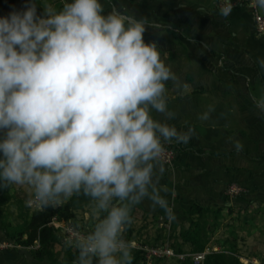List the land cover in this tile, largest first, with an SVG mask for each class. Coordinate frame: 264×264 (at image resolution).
Listing matches in <instances>:
<instances>
[{"label": "clouds", "instance_id": "1", "mask_svg": "<svg viewBox=\"0 0 264 264\" xmlns=\"http://www.w3.org/2000/svg\"><path fill=\"white\" fill-rule=\"evenodd\" d=\"M252 3L264 9V0ZM43 9L38 16L35 0L0 18V188L27 186L26 204L37 207L83 194L102 218L65 237L75 264H133L124 238L132 209L145 199L164 207L165 144L195 135L153 112L174 119L168 82L182 93L189 85L156 42H145L147 18L106 14L101 0ZM254 100L264 113V94Z\"/></svg>", "mask_w": 264, "mask_h": 264}, {"label": "crops", "instance_id": "2", "mask_svg": "<svg viewBox=\"0 0 264 264\" xmlns=\"http://www.w3.org/2000/svg\"><path fill=\"white\" fill-rule=\"evenodd\" d=\"M38 1L41 17L44 4L50 3L60 10L64 2ZM101 3L106 14L115 8L127 16L147 18L151 26L144 34L145 42H156L177 74L178 83L189 85V90L182 93L169 81L168 107L175 118L169 120L155 112L153 116L179 130L189 127L195 130L187 144L166 143L175 148L176 156L172 164L164 163L161 172L160 186L167 189L163 193L164 207L153 206L145 199L132 209L133 221L142 220V231L150 229L147 219L154 220L156 236L139 242L141 231L133 223L124 236L129 235L128 241L136 244L163 243L174 250L168 238L170 225L180 228L188 222L192 206L207 207L220 214L240 208L263 214L264 113L256 109L254 97L264 94V67L260 63L264 61V37L256 36L248 9L237 4L221 15L217 0H101ZM209 105L215 110L210 119L201 120L200 114ZM237 142L242 147H237ZM230 184H237L242 191L228 196ZM79 211L82 208L75 210L74 224L90 231L94 226L90 215L84 211L78 216ZM4 236L0 231V240ZM184 249L189 251V247ZM206 249L208 253L229 251L213 244H207L202 251ZM11 250H0V264H52L47 259Z\"/></svg>", "mask_w": 264, "mask_h": 264}, {"label": "rangeland", "instance_id": "3", "mask_svg": "<svg viewBox=\"0 0 264 264\" xmlns=\"http://www.w3.org/2000/svg\"><path fill=\"white\" fill-rule=\"evenodd\" d=\"M30 189L27 186L16 187L10 186L7 188H0V231H6L5 240L12 241V247L8 248L10 251H19L22 254H30L34 256L35 250L38 249V242H33L30 245H24L23 241L26 239V234L21 233L24 230L25 222L27 221L30 214L38 207L33 205L29 206L26 204V200L29 198ZM88 213L89 219L95 224L102 218L100 215H94L92 209V202L86 204L82 211L76 212L78 216L82 215L83 212ZM197 218V216H195ZM206 226V243L208 245H216L222 249H229L235 257V264H253L261 263L264 264V213L254 212V210L247 208H240L227 212L224 210L220 216L213 220L204 216ZM66 220L59 219L60 225L64 226ZM141 219L134 222L133 225L140 232L138 241L149 240L156 236L155 230L157 225L154 224V220L151 218L147 219L150 229H141ZM188 222L186 221L181 227H187ZM180 227V228H181ZM156 228V229H155ZM170 231L175 230L174 235H177L180 228L170 225ZM63 232V231H62ZM65 233H61L59 242L55 245L54 255L52 264H75L65 258L66 250L68 249L64 245ZM125 237V236H124ZM161 236H159L160 238ZM166 238V237H164ZM127 239V237H125ZM163 239V237H161ZM129 240V238L127 239ZM166 240V239H165ZM180 240L175 241L178 245ZM227 241V244L223 243ZM172 242V241H171ZM230 242H234L235 245H229ZM183 248L189 246L183 245ZM71 249V248H70ZM75 250V249H71ZM135 251L141 255L139 250L133 248V264H148L141 257L135 258ZM49 260L48 258H45ZM257 262H256V261ZM178 258L166 257L161 259H153L151 264H179Z\"/></svg>", "mask_w": 264, "mask_h": 264}, {"label": "trees", "instance_id": "4", "mask_svg": "<svg viewBox=\"0 0 264 264\" xmlns=\"http://www.w3.org/2000/svg\"><path fill=\"white\" fill-rule=\"evenodd\" d=\"M30 2L35 0H0V18L9 16L13 11H23ZM37 3V15L41 16L42 7L41 3L36 0ZM175 149V148H174ZM91 200L83 194L74 195L66 202L56 206H44L35 209L25 222L24 230L21 233L26 234L24 239V245H30L34 241L39 244L38 249L35 250L34 257L37 259L48 258L49 261H53L54 248L57 242H59L60 235L58 230L50 223L52 217L56 216L58 219L70 220L75 223V210L83 208ZM197 215V218L194 216ZM211 215V216H210ZM204 216L213 220L220 216V211L209 210L207 207L192 206L189 209L188 226L181 227L177 235L170 231L168 238L171 239V246L175 252H185L183 245L189 246L190 252H199L204 249L206 243V226ZM205 220V221H204ZM6 234V231L3 230ZM129 236V235H128ZM127 236V239L129 238ZM180 240L176 245L175 241ZM227 244V241H223ZM229 245H235L234 242H230ZM135 258L140 257L139 253L135 251ZM77 251L68 248L66 250L65 258L73 263L77 259ZM237 262L231 251L210 252L205 255L203 264H235ZM179 264H193L189 259L180 260Z\"/></svg>", "mask_w": 264, "mask_h": 264}, {"label": "built area", "instance_id": "5", "mask_svg": "<svg viewBox=\"0 0 264 264\" xmlns=\"http://www.w3.org/2000/svg\"><path fill=\"white\" fill-rule=\"evenodd\" d=\"M237 4L244 5L252 15L253 25L256 36L264 37V9H260L257 6H254L252 0H217V5L220 9H223L224 12H229ZM166 154L164 158V163L172 164L175 160L176 151L172 145L165 144ZM242 191V188L237 184H230L227 188V195L232 197L238 195ZM40 208V207H38ZM64 222V221H63ZM55 229L58 230L59 235L65 233V237L71 235L70 229H77L81 232H87L82 230L78 225H75L70 220L64 222L65 225L62 226L59 223V219L54 216L50 222ZM63 231V232H62ZM125 238V237H124ZM127 240V239H126ZM128 241V240H127ZM37 242V241H35ZM134 244V249L141 252L140 257L146 261L148 264H151V261L155 259L166 258L169 256L176 257L178 260L189 259L193 264H202L205 255L209 252L208 249L201 252H175L169 245L159 243L155 245H146V244H136L134 241H130ZM11 240H0V250H6L11 248Z\"/></svg>", "mask_w": 264, "mask_h": 264}]
</instances>
